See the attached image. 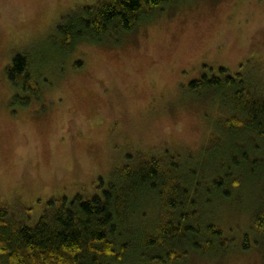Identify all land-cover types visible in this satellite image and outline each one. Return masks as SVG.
I'll return each instance as SVG.
<instances>
[{
	"label": "rangeland",
	"instance_id": "1",
	"mask_svg": "<svg viewBox=\"0 0 264 264\" xmlns=\"http://www.w3.org/2000/svg\"><path fill=\"white\" fill-rule=\"evenodd\" d=\"M98 1L0 0V207L30 209L34 225L52 200L100 194L128 158L136 170L157 157L166 170L196 171L198 199H214L206 223L228 245L190 251L185 264H264L253 231L264 172L246 173L229 199L212 187L224 178L216 165L235 112L221 69L264 88V0H178L131 31L64 48L58 26ZM20 54L28 87L27 76L15 87L7 72ZM204 76L222 83L191 86ZM142 199L146 207L153 198Z\"/></svg>",
	"mask_w": 264,
	"mask_h": 264
},
{
	"label": "trees",
	"instance_id": "2",
	"mask_svg": "<svg viewBox=\"0 0 264 264\" xmlns=\"http://www.w3.org/2000/svg\"><path fill=\"white\" fill-rule=\"evenodd\" d=\"M176 1L99 0L68 15L58 26L62 46L70 49L115 30L131 31L143 18ZM30 67L26 55L13 58L7 72L15 87L26 76L28 87ZM221 73L235 111L227 117L230 148L216 165L224 178L214 179L212 185L225 200L241 187L246 173L264 172V88L226 69ZM38 76L37 82L42 80ZM220 83L215 76L211 80L204 76L191 86L217 88ZM128 159L117 183L106 189L101 185V193L91 197L79 194L71 200H52L34 225H30V209L21 214L0 207V264H185L190 251L208 254L228 247L222 229L206 223L214 199H198L201 181L195 170L180 163L166 170L157 157L134 170L132 158ZM147 195L153 199L144 207L142 198ZM147 209L154 211L151 220ZM253 231L255 244L264 241V207L254 215Z\"/></svg>",
	"mask_w": 264,
	"mask_h": 264
},
{
	"label": "bare ground",
	"instance_id": "3",
	"mask_svg": "<svg viewBox=\"0 0 264 264\" xmlns=\"http://www.w3.org/2000/svg\"><path fill=\"white\" fill-rule=\"evenodd\" d=\"M255 178V177H254ZM170 243V242H169Z\"/></svg>",
	"mask_w": 264,
	"mask_h": 264
},
{
	"label": "flooded vegetation",
	"instance_id": "4",
	"mask_svg": "<svg viewBox=\"0 0 264 264\" xmlns=\"http://www.w3.org/2000/svg\"><path fill=\"white\" fill-rule=\"evenodd\" d=\"M208 77V76H207ZM209 78V77H208Z\"/></svg>",
	"mask_w": 264,
	"mask_h": 264
}]
</instances>
